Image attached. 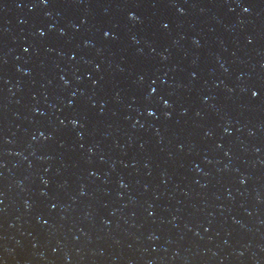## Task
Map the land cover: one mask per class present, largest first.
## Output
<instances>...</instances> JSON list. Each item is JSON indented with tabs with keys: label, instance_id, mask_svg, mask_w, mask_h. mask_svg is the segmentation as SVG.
<instances>
[{
	"label": "water",
	"instance_id": "95a60500",
	"mask_svg": "<svg viewBox=\"0 0 264 264\" xmlns=\"http://www.w3.org/2000/svg\"><path fill=\"white\" fill-rule=\"evenodd\" d=\"M0 264H264V0H0Z\"/></svg>",
	"mask_w": 264,
	"mask_h": 264
}]
</instances>
